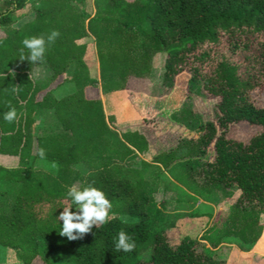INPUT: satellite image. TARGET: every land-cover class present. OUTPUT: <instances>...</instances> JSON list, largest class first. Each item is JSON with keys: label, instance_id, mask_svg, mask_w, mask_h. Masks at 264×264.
Returning a JSON list of instances; mask_svg holds the SVG:
<instances>
[{"label": "trees", "instance_id": "1", "mask_svg": "<svg viewBox=\"0 0 264 264\" xmlns=\"http://www.w3.org/2000/svg\"><path fill=\"white\" fill-rule=\"evenodd\" d=\"M85 4L0 0V247L15 251L23 264H223L199 250L203 243L186 238L173 246L154 228L152 195L162 167L172 165L176 154L162 152L139 169L126 165L150 142L138 130L115 132L99 95L129 90L131 79H142L151 88L147 95L165 97L188 70L189 82H200L220 100L216 122L201 125L198 139L186 141L194 156L183 165L189 178L200 170L204 191L240 190L223 238L253 248L264 234V107L253 99L264 84V0H94V13ZM52 30L59 36L36 65L49 72L39 81L36 66L20 60L21 41L46 38ZM161 53L166 60L156 93L151 73ZM65 85L74 90L57 97ZM9 108L17 112L12 122L3 119ZM240 122L260 128L247 143L228 136ZM51 125L60 132H40ZM212 144L213 160L202 162ZM74 182L102 190L112 208L106 223L69 241L59 235L56 217L70 206L65 193ZM178 182L193 187L184 178ZM120 231L135 242L129 252L114 248Z\"/></svg>", "mask_w": 264, "mask_h": 264}, {"label": "rangeland", "instance_id": "2", "mask_svg": "<svg viewBox=\"0 0 264 264\" xmlns=\"http://www.w3.org/2000/svg\"><path fill=\"white\" fill-rule=\"evenodd\" d=\"M85 8L94 13V0H86ZM165 60L166 54L161 53L153 61L151 80L156 93L162 87ZM188 60L192 62V59ZM33 74L36 80L41 81L49 72L45 66H36ZM190 79L191 74L184 70L175 78L171 93L165 97L147 95L151 88L149 82L142 79H131L129 90L107 93L110 94L108 96L99 93L107 123L119 135L126 130L141 131L150 142L147 152L137 154L132 164L125 162L128 166L139 169L142 162L152 163L162 152H175L177 160L168 168L162 167L160 183L152 195V208L157 209L153 218L154 228L165 232L169 244L176 246L186 238L194 239L203 243L200 244V251H208L223 264H264V234L253 248L236 238H223L228 231L225 228V218L240 196V190L235 187L224 190L220 187L204 191L198 186V183L201 185L202 178L200 170L196 173L193 171L192 179L188 177L189 167L183 165L194 156L189 157L190 149L186 141L198 139L202 131L201 125L216 122L217 104L220 100L207 93L200 82H189ZM73 90L74 86L65 85L55 94L60 98ZM253 96L255 103L264 107V84L255 90ZM45 116L46 123L51 124L53 119L48 113ZM259 131L257 126L240 122L229 127L228 136L247 143ZM40 132L55 134L60 132V127L45 126ZM213 158L214 144L201 159L202 162H208ZM38 166L49 168L45 163H39ZM178 178H184L193 187L186 188L178 182ZM78 185L81 186V183L78 182ZM4 203V199L0 198V205ZM211 241L218 244L213 247ZM146 257L147 254L144 253L142 258ZM0 264L23 262L15 251L0 247ZM33 264L43 263L36 260Z\"/></svg>", "mask_w": 264, "mask_h": 264}, {"label": "clouds", "instance_id": "3", "mask_svg": "<svg viewBox=\"0 0 264 264\" xmlns=\"http://www.w3.org/2000/svg\"><path fill=\"white\" fill-rule=\"evenodd\" d=\"M58 36L59 32L52 30L46 38L43 35L24 38L21 41L23 48L20 50V60H27L33 66L43 63L46 44L51 45ZM24 49L28 50L26 56ZM12 91H16L15 87ZM16 116L15 108H9L7 112L3 113V119L8 122H12ZM38 155L41 159H44V149H40ZM52 167H56L54 162ZM65 199L69 200L70 206L62 208L63 211L56 219L62 221L59 235L67 237L69 241L82 238L84 234L92 230L93 226L104 224L110 219L112 204L105 193L97 187L88 185L81 188L78 182H74L68 186ZM72 209H75V211ZM134 247L135 242L130 235L124 231L117 233L114 239L115 250L129 252Z\"/></svg>", "mask_w": 264, "mask_h": 264}, {"label": "crops", "instance_id": "4", "mask_svg": "<svg viewBox=\"0 0 264 264\" xmlns=\"http://www.w3.org/2000/svg\"><path fill=\"white\" fill-rule=\"evenodd\" d=\"M105 95H107V96H108V95H110V94H105ZM258 253H260V252H258ZM262 254H263V253H262Z\"/></svg>", "mask_w": 264, "mask_h": 264}]
</instances>
